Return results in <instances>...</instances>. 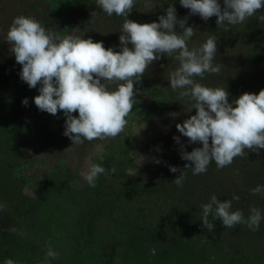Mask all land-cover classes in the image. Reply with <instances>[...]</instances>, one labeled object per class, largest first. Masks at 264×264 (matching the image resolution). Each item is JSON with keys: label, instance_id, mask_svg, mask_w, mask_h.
<instances>
[{"label": "trees", "instance_id": "16d2710c", "mask_svg": "<svg viewBox=\"0 0 264 264\" xmlns=\"http://www.w3.org/2000/svg\"><path fill=\"white\" fill-rule=\"evenodd\" d=\"M170 4L178 19L188 17L186 26L197 30L190 48L208 35L217 39L215 62L223 68L197 78L200 83L225 87L230 102L264 89V19L258 17L264 7L227 30L215 17L205 22L190 16L179 0H151V8L136 0L127 19L157 21ZM21 15L61 36L102 41L105 48L119 44L124 23L123 17L107 16L96 0H0V264L6 259L44 264L49 247L59 253L50 264H264V220L258 231L244 224L224 227L214 214L209 215L212 230L201 224V205L212 195L231 200L232 210L245 218L252 208L264 215V192L252 191L264 186V149L245 150L222 169L212 162L204 174L187 170L182 187L172 183L188 163L180 158L181 150L201 145H189L176 130L195 110L186 113L168 87V73L177 63L167 56L153 62L134 85L136 104L120 135L72 145L63 135L62 113L38 110L33 98L39 85L30 89L20 79L21 66L6 34ZM35 154L40 155L36 160ZM84 159L116 171L90 187L83 178L88 170L77 171ZM169 166L180 171L172 173Z\"/></svg>", "mask_w": 264, "mask_h": 264}, {"label": "clouds", "instance_id": "9594fccd", "mask_svg": "<svg viewBox=\"0 0 264 264\" xmlns=\"http://www.w3.org/2000/svg\"><path fill=\"white\" fill-rule=\"evenodd\" d=\"M144 2L151 8V0ZM96 4L107 16L115 14L124 18L117 46L105 48L102 41L71 34L61 36L35 18L23 15L13 19L6 34L10 51L21 66L20 79L30 89L39 85L34 105L53 116L62 113L63 135L72 145L120 135L128 124L126 117L136 104L134 85L141 83L153 62L167 56L177 63L175 70L168 73V87L177 94L186 113L195 110L194 115L176 124V130L187 138L189 145H201L190 152L181 150L180 158L188 163L183 171L169 166L172 173L180 171L172 183L182 187L187 170L192 175L204 174L212 162L222 169L237 156H243L245 150L264 149V89L258 94L244 93L230 102L225 87H208L199 82L205 79V74L217 75L223 68L215 62L214 35H208L199 47L190 48L189 41L197 30L186 26L188 17L177 18L172 4L157 21L145 24L127 19L136 0H96ZM179 4L190 16H198L205 22L215 17L217 26L227 30L254 17L264 7V0H179ZM258 17L264 19V15ZM22 104L27 105L28 100L25 98ZM173 140L180 142L179 137ZM115 171L91 163L83 178L90 187H95L101 175ZM252 191L264 192V186L258 185ZM232 199L239 200V196ZM201 208V224L208 230L214 227L209 222L210 214L224 227L244 224L252 231H258L264 220L258 208H252L245 218L240 210H232L231 200L221 201L216 195ZM58 256L49 247L44 264H50ZM4 264L16 262L6 259Z\"/></svg>", "mask_w": 264, "mask_h": 264}, {"label": "rangeland", "instance_id": "374dc122", "mask_svg": "<svg viewBox=\"0 0 264 264\" xmlns=\"http://www.w3.org/2000/svg\"><path fill=\"white\" fill-rule=\"evenodd\" d=\"M139 138V137H138ZM141 140V139H140ZM41 150H39V151H37V153H39ZM35 160H36V158L37 157H39L40 155H37V154H35ZM91 161L89 160V159H84V160H82L81 162H80V165H79V168H78V170L77 171H79V172H84V171H87L89 168H90V166H91ZM72 166L75 168V166L72 164Z\"/></svg>", "mask_w": 264, "mask_h": 264}]
</instances>
